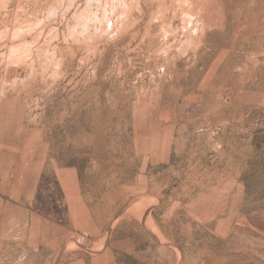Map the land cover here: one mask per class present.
Instances as JSON below:
<instances>
[{"label":"rangeland","instance_id":"374dc122","mask_svg":"<svg viewBox=\"0 0 264 264\" xmlns=\"http://www.w3.org/2000/svg\"><path fill=\"white\" fill-rule=\"evenodd\" d=\"M0 264H264V0H0Z\"/></svg>","mask_w":264,"mask_h":264}]
</instances>
